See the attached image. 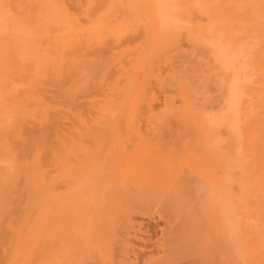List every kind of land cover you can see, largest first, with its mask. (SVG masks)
<instances>
[{"label": "rangeland", "instance_id": "374dc122", "mask_svg": "<svg viewBox=\"0 0 264 264\" xmlns=\"http://www.w3.org/2000/svg\"><path fill=\"white\" fill-rule=\"evenodd\" d=\"M0 26V264H59L63 177L108 131L176 162L208 260L231 205L234 264H264V0H0Z\"/></svg>", "mask_w": 264, "mask_h": 264}, {"label": "bare ground", "instance_id": "6f19581e", "mask_svg": "<svg viewBox=\"0 0 264 264\" xmlns=\"http://www.w3.org/2000/svg\"><path fill=\"white\" fill-rule=\"evenodd\" d=\"M1 83L0 81V98L4 92ZM55 133L59 136L58 140L62 142L60 139L61 130L55 129ZM100 134L94 147L89 149V154L87 156L85 154L88 158L87 167L85 165L82 169L80 159H78V172H72L69 176L63 177V182L69 193L67 194L66 189L60 194L62 200L61 248L57 263L67 264L68 261H72V264L216 263L217 259L213 253L215 251L217 253L216 248L220 246L221 241L219 242L217 238L221 237V228L213 226V233L206 232L207 234L212 233L209 236L219 242L218 244L215 241L218 244L215 247L217 244L213 242L215 244L213 246L208 242L211 240H207L209 237L206 236L207 243L215 248L213 253L211 252L214 259L208 260L207 254L204 253L206 241L199 237L198 240L195 239V242L192 240L200 232L197 234L195 231L194 233L197 235H192L193 232L181 216L182 211H180V215L176 209L173 211L174 214L170 210V206L172 207L175 203L171 205L173 196H169L168 193H170V183L172 175L175 173L173 171H175L176 162L173 163L171 158H167L160 152H156L152 156H145L140 161L129 159L132 157L128 155L127 150L124 152L123 146L126 148L129 145H139L140 140L148 137L147 132L138 131L134 134L136 138L123 140H120L124 137L122 134L113 131ZM103 139L106 144L97 145ZM101 153H103L102 157L94 159ZM218 166L220 165L218 164ZM178 169L179 175L183 178L187 180L193 178V175H187L186 170L181 166L179 168V165ZM194 174L196 173L194 172ZM196 175L195 178L198 177ZM69 183L71 184L67 187ZM165 194L167 195L165 196ZM228 194L227 197L231 198ZM68 198L71 200H66ZM205 204L207 205V201ZM189 211L191 212V210ZM226 212V233H224L226 237L223 236V239L227 240L228 247L227 243L225 244L229 251L226 252L228 259L225 264H234L232 257L234 214L231 205L226 207L224 214ZM68 213H71L73 217L72 229L74 233L73 241L69 245L65 216ZM185 213L183 216H186ZM189 215L191 217L192 213ZM47 222L49 220L46 221V226ZM190 222L189 224H193V220L192 223ZM199 231L202 232L203 229H199ZM203 236L205 238V235ZM219 252L216 254L217 257Z\"/></svg>", "mask_w": 264, "mask_h": 264}]
</instances>
